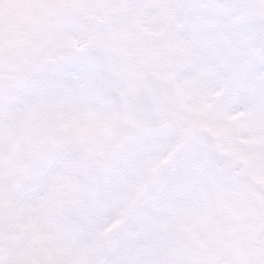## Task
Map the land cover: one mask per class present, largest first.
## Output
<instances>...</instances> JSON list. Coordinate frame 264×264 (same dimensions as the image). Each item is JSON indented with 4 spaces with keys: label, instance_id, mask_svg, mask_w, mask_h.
I'll return each instance as SVG.
<instances>
[{
    "label": "clouds",
    "instance_id": "1",
    "mask_svg": "<svg viewBox=\"0 0 264 264\" xmlns=\"http://www.w3.org/2000/svg\"><path fill=\"white\" fill-rule=\"evenodd\" d=\"M0 264H264V0H0Z\"/></svg>",
    "mask_w": 264,
    "mask_h": 264
}]
</instances>
